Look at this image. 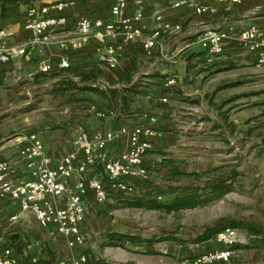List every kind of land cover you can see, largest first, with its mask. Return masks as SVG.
<instances>
[{
    "label": "crops",
    "instance_id": "0c3cea01",
    "mask_svg": "<svg viewBox=\"0 0 264 264\" xmlns=\"http://www.w3.org/2000/svg\"><path fill=\"white\" fill-rule=\"evenodd\" d=\"M67 1H71V4L64 11L66 16L64 28L53 31L47 36L46 42L29 54L0 63V91L12 89L18 82L21 84L23 82L22 85L26 84L37 91L45 87L52 88L65 78L75 80L72 75H62L61 72L64 71L56 66L48 73L38 72V64L44 58L55 64L61 54L55 38L75 34V24L79 18L102 20L112 18L109 7L113 0ZM139 1L137 3V0H126V7L123 10V15L127 17L140 13V18L134 22L135 26L151 30L155 23L154 12H159L171 23L181 25L179 33L164 41L165 51L176 53L173 61L161 60L157 48L153 50L151 56H147L138 45H122L120 38H115L110 40V43L122 48L119 50L117 69L109 71L97 62L95 54L97 43L90 40L83 49L69 54L70 68L67 70L80 72L99 67L111 72L108 74L117 81L115 87L133 84L137 88L138 85H145L144 93L140 92L139 95L150 97V102L153 103H148L146 109H142L141 112L129 113L118 120L117 114L108 111L104 106L105 110L97 109L104 115L97 116L93 112L95 117L90 122L79 114H74L73 120L78 121L80 125L86 127L85 129L89 124V129L84 131L92 132L95 129H116L119 125L146 126L150 123L149 117L156 118L157 122L154 125L160 131V135L152 140V148L144 157L147 176L139 180L135 186V191L141 192L136 197L141 200L164 201L174 197L179 185L175 181L177 174L195 172L194 166L185 165L184 168L182 159L194 160L201 151L205 161L203 170L207 174H221L226 170L219 178L210 180L205 178L208 186L218 185L219 192L202 205L211 207L221 205L220 208L217 207L219 212L215 215L216 219L223 216L234 218L233 222L241 241L234 247V255L228 264H264V178L256 179L251 166L243 171L241 153L226 146L232 134L239 132L241 135V131H244L243 139H250L252 133L257 130V128L245 130L248 124L252 123L251 115L245 118L237 114L234 116L230 114L229 109L233 106L237 110L247 106L257 107L258 91L241 90L264 83V65H255V51L238 49L230 42L225 43L223 52L212 63H206L204 52L198 44V36L203 27L231 26L236 32L250 25L264 28V0H241L239 3H232L231 0H193L197 4L216 7V13L204 15H196L184 6L174 8L171 6L174 0ZM27 13L28 10L18 4L10 7L0 17V29L11 32L3 38L6 46H17L32 36L31 30L26 27ZM49 14L56 15V12L50 10ZM140 63H145V71L139 72L137 65ZM122 73L129 79V83L124 81ZM170 78H173V83L167 84ZM104 84L113 87L107 82ZM234 88H239L240 91L226 98L225 91ZM137 96L134 97L135 100ZM163 97L166 102L159 100ZM255 102L256 104H253ZM260 104L264 105L262 102ZM257 113L260 112L257 110ZM54 127L56 129H53ZM77 127L71 126L69 121L66 122L62 118L57 119L51 113H46L45 119L41 120L37 134L46 151L53 157L52 165L59 155L71 151L70 141L77 131L81 130L79 126ZM20 131L23 130H12L8 133L0 131V160L10 162L16 160L18 147L10 138ZM64 131H68L70 135L63 136ZM262 132L264 133V130ZM263 133L258 132L256 135L263 136ZM198 137H204L208 145L202 147L196 145ZM212 140L218 141L220 145H210ZM123 148L122 139L108 146L106 150L108 157L115 158ZM250 154L251 151L247 152L246 156ZM95 171L94 174H99L103 178L100 165L95 166ZM24 173V167L19 164L14 166L11 177L19 179ZM88 174L93 172L88 170ZM116 197L112 194L110 199L98 203L94 199L93 191L87 190L84 221L81 225L84 244L70 249L61 236L51 233L52 226L40 227L30 213L22 214L18 220L11 221L10 216L18 212V207L12 198L5 196L0 199L1 241L11 247L19 264H60L61 260L69 258L70 255L81 253L86 256V264H96V261L98 264H181L180 259H187L186 264H190L198 254L221 249V245L215 243L213 238L183 244H175L173 240H161L153 244L154 253L149 254L144 253V247L128 246L125 249L109 245L108 235L131 234L124 232L122 225H118L110 217L113 213L111 208L116 206L113 204ZM243 199L256 201L255 207L247 216L241 212ZM226 204L227 212L230 214L225 213ZM224 206L225 209L221 208ZM154 210L163 213L162 210ZM172 213L174 212L167 214Z\"/></svg>",
    "mask_w": 264,
    "mask_h": 264
},
{
    "label": "built area",
    "instance_id": "2783aa9c",
    "mask_svg": "<svg viewBox=\"0 0 264 264\" xmlns=\"http://www.w3.org/2000/svg\"><path fill=\"white\" fill-rule=\"evenodd\" d=\"M241 0H231L239 3ZM140 1L137 0V3ZM71 1L59 0L49 2L41 7L28 9L27 28L32 32L30 38L17 46H6L3 38L10 35L8 30L0 29V63L12 58L25 56L47 41V36L66 25L65 9ZM174 8L187 7L196 15L214 14L216 7L201 5L193 0H174ZM126 0H113L109 9L112 18L108 20L89 19L81 17L76 21L75 34L55 38L61 54L55 64L48 59H42L38 64V72L47 73L54 66L61 70L70 68L69 54L83 49L90 40L97 43L95 54L97 62L105 69L112 71L119 64L120 46L110 43V40L120 38L121 44H136L147 56H151L155 48L159 58L173 61L175 52L164 49V41L181 31L179 23L165 20L159 12H154V26L151 30L134 25L140 18L137 12L133 17L123 15ZM53 10L56 15H50ZM232 43L238 49L256 52L255 65H264V28L255 25L247 26L236 32L233 27L209 28L203 27L198 36V44L204 52L206 63H212L224 50L225 43ZM76 79V78H75ZM173 78L167 81L172 84ZM97 84L93 85L96 86ZM107 87V84H103ZM161 102L166 99L159 98ZM91 110L102 116L101 112L91 106ZM149 125L128 126L119 125L116 129H95L92 132L79 130L70 141L71 151L59 155L54 165L53 157L46 151L37 132L23 130L14 133L11 140L17 145L16 160L13 162L0 160V199L8 196L18 207V212L10 216L11 221L18 220L22 214L33 215L40 227H53L51 233L63 238L65 245L72 249L84 244L81 225L85 215V196L87 190L93 191L94 199L102 203L117 197L131 196L135 193L136 183L145 179L147 168L144 164L145 155L152 148V140L160 135L155 127V117H149ZM123 140L124 148L115 158L108 157V146ZM21 164L25 169L22 178L14 179L11 175L14 166ZM102 168L103 178L94 174L95 166ZM88 170L93 174H88ZM238 231L234 227L225 226L214 236V242L221 249L207 251L195 256L190 264H228L234 255V247L240 243ZM187 259H180L186 264ZM0 264H19L17 256L11 247L5 245L0 237ZM60 264H86L84 254L70 255L60 261Z\"/></svg>",
    "mask_w": 264,
    "mask_h": 264
},
{
    "label": "rangeland",
    "instance_id": "374dc122",
    "mask_svg": "<svg viewBox=\"0 0 264 264\" xmlns=\"http://www.w3.org/2000/svg\"><path fill=\"white\" fill-rule=\"evenodd\" d=\"M16 4H20L28 10L31 7H41L42 5L48 4V2H57L59 0H14ZM137 68L140 71H145V63H140L137 65ZM105 73H111L103 70ZM71 70H67L61 72L62 75H75ZM106 73V74H107ZM59 75V73H58ZM48 77V76H47ZM74 81H78L77 77ZM264 80V79H263ZM21 81V79L19 80ZM146 82V81H145ZM148 84V82H146ZM23 84V82H22ZM21 83H16V86L10 90H1L0 91V131L2 133H8L10 131H19V130H33L37 132L39 129L37 128L40 125L41 120L45 119V114L51 113L57 119H63L66 122L69 121V124L75 128L79 126L81 130H88L89 124L86 127L79 124L78 121H74V114H79V116L89 119V122L93 120L95 116H93V111L91 110V106H94L95 110H105L103 108L104 100L97 93L90 92L89 90L82 89L84 84L77 89L73 88L74 86L68 88L62 94L59 92L53 91L50 87H45L44 89H39L35 91L33 88H29L28 85ZM140 86V87H138ZM137 89L140 92L145 91V85H138ZM103 87V86H101ZM257 92L256 102L258 103L256 106H247L242 107L241 109H236L234 106L229 109L231 115L237 114L242 118L251 115L252 123H249L248 127L245 130H257L252 133V137L250 139H243L244 131H241V135L239 132L236 134H230L231 137L228 138L226 142V146H230L231 149L236 150V152L241 153V162H242V170L248 169L250 166L252 167V173L255 175L256 179L264 178V141L263 136H258L263 133L264 130V105H261L260 102L264 104V83L258 84L256 87L252 88H244L241 92ZM239 88L228 89L225 91V97L228 98L233 96L235 93L239 92ZM62 95V96H61ZM10 96V97H9ZM45 98V100H44ZM150 98V97H149ZM145 97L143 94L138 95L136 100L134 99L135 106H141L142 109H146L148 103L151 99ZM10 99V100H9ZM138 100V102H136ZM253 103V104H256ZM235 108V109H234ZM257 110L260 113H257ZM152 112V110H151ZM154 112V111H153ZM256 114V115H254ZM241 118V119H242ZM83 121V119H82ZM255 126V127H254ZM99 126H96L98 128ZM53 129H56L54 127ZM63 136L70 133L68 131L62 132ZM264 134V133H263ZM249 137V136H248ZM204 137H198L196 145L204 146L208 145L207 140L203 139ZM246 140V142H244ZM215 140H212L214 142ZM210 145H220L218 141L212 143ZM251 154L247 157L246 153L250 152ZM228 158V157H226ZM204 157L199 152V155L195 157L194 160L185 161L182 159V164L185 168V165L194 166L195 172L188 171L186 173L177 174L175 181L179 184L177 187H195L203 183H207L205 178L213 179L219 178L225 172H221V174H207L203 167L205 165ZM192 163V164H191ZM183 168V169H184ZM189 168V167H188ZM249 171V170H248ZM209 176V177H208ZM141 192L138 190L131 196L125 197H116L118 199H114L113 204H115V208L112 207V215L110 217L115 220L118 225H122L124 232L136 234L141 238H154L155 236H161L165 234V236H170L172 232H176L174 235L178 239L188 240L192 233H195L200 228L206 225H212L214 222L220 223H228L232 219L230 216H223L216 219V214L219 212L221 205L216 207L211 206H203L197 205L195 209L193 207L183 209L178 212H174L170 215L166 213H160L154 210L153 208L147 207L145 204L135 205L132 203L136 197ZM256 201H248L242 200V209L241 212L244 213V216L250 213L251 209L255 206ZM119 204V205H118ZM226 206V214H230L228 211V204ZM221 207V208H224ZM246 206V207H244ZM244 207V208H243ZM115 211H114V210ZM222 214V213H221ZM175 244H182L181 242L173 241ZM187 242V241H183ZM128 247V245H126ZM126 249V248H125ZM94 264V263H93ZM101 264V263H100Z\"/></svg>",
    "mask_w": 264,
    "mask_h": 264
},
{
    "label": "trees",
    "instance_id": "16d2710c",
    "mask_svg": "<svg viewBox=\"0 0 264 264\" xmlns=\"http://www.w3.org/2000/svg\"><path fill=\"white\" fill-rule=\"evenodd\" d=\"M18 5L14 0H0V17L12 6ZM63 71H67L66 69ZM50 72V71H49ZM48 73V72H47ZM124 76V81L129 83V79ZM73 77H77L79 80L74 81L71 78H65L59 84L52 87L53 91L59 92V94L65 92L68 88L74 86L73 88H79L81 84H84L82 89L89 90L90 92L97 93L104 100V107L113 113L117 114L116 120L129 114L141 112V106H135L134 97L140 94V91L136 88V85L115 87L117 81L113 79L108 73L106 74L101 68L93 67L87 70H82L80 72H75ZM104 82H107L109 86L113 87H101ZM97 84L96 86H93ZM126 85V84H125ZM70 86V87H69ZM77 86V87H76ZM62 96V95H61ZM138 102V100L136 101ZM123 119V118H122ZM264 141V136H263ZM218 185L208 186L206 183L200 184L195 187H177V193L174 197L169 198L164 201L159 200H141L135 199L132 203L136 206L142 203L147 205V207L162 210L164 213L178 212L180 210L195 207L197 205H202L208 200H211L214 196L218 194ZM225 226H230L235 228L233 220L228 223H216L212 225H207L200 228L195 233H192L190 239L182 240L176 238V232H172L170 236H155L154 238H141L136 234H110L108 235L109 245H117L125 248L126 245L129 247L143 248L144 253H154L152 250L153 244L161 240H173L176 242L183 243H197L201 241H206L213 238L215 234ZM194 237L192 238V236ZM187 241V242H183ZM98 264V261L95 262Z\"/></svg>",
    "mask_w": 264,
    "mask_h": 264
}]
</instances>
